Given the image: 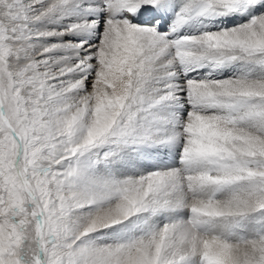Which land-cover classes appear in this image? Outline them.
<instances>
[{"label": "snow or ice", "instance_id": "snow-or-ice-1", "mask_svg": "<svg viewBox=\"0 0 264 264\" xmlns=\"http://www.w3.org/2000/svg\"><path fill=\"white\" fill-rule=\"evenodd\" d=\"M0 264H264V0H0Z\"/></svg>", "mask_w": 264, "mask_h": 264}]
</instances>
